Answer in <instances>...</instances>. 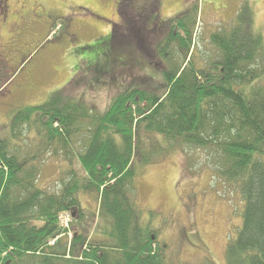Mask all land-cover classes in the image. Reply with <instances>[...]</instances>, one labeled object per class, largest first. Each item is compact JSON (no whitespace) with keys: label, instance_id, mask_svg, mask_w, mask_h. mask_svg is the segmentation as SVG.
Returning <instances> with one entry per match:
<instances>
[{"label":"trees","instance_id":"obj_1","mask_svg":"<svg viewBox=\"0 0 264 264\" xmlns=\"http://www.w3.org/2000/svg\"><path fill=\"white\" fill-rule=\"evenodd\" d=\"M137 2L119 0L117 14ZM151 4L158 8L157 0ZM240 6L236 22L211 32L217 56L202 67L190 57L197 16L188 21L180 13L156 51L145 43L151 58L161 54L173 64L155 63L165 78L159 87H128L101 112L61 89L14 118V135L34 125L48 138L49 158L75 157L79 169L71 166L57 189L39 187L25 158L0 139V264H191L167 260L152 228L140 223L131 197L135 159L154 162L143 151L156 150L160 141L203 150L204 165L239 196L241 222L236 235L227 238L225 264H264V39L250 11ZM119 30L114 41L125 44ZM125 46L133 58L128 67L134 68L138 50ZM80 191L97 199L88 227L78 223L85 218ZM62 212L73 214L70 229L79 225L70 239L58 220ZM206 260L198 264H215Z\"/></svg>","mask_w":264,"mask_h":264},{"label":"rangeland","instance_id":"obj_2","mask_svg":"<svg viewBox=\"0 0 264 264\" xmlns=\"http://www.w3.org/2000/svg\"><path fill=\"white\" fill-rule=\"evenodd\" d=\"M26 1L37 2L36 16L41 23L23 58L0 75V139L8 140L18 158H25L39 187L52 190L59 188L60 177H55L45 163L50 150L44 148L47 136L34 125L14 135L11 131L14 118L24 116L23 111L30 106L43 105L50 94L61 89H65L66 94L75 92L74 101H83L85 106L101 112L112 98L128 87L155 88L165 82L155 62L166 68L173 64H169L167 56L159 54L151 58L144 51L134 59L135 67H128L133 58L125 44L112 42L111 26L117 21L118 0ZM157 1L156 25L159 27L147 38L149 45L156 51L157 42H162L174 28L172 21L180 13H185L188 21L197 16L190 46V57L196 67L216 58L217 49L209 36L236 22L241 4L250 11L249 18L254 19V27L264 39V0ZM115 28L114 31L122 32L119 26ZM124 32L128 31L124 28ZM131 45L135 46L130 42L127 47ZM10 76L15 78L3 87L2 83ZM142 78L146 79L142 81ZM36 115L32 113L30 121H34ZM148 141L144 136L143 142ZM75 143L77 148L78 141ZM159 143L156 150L150 147L143 151L144 155L155 158L154 162L142 164L135 159L133 164L131 197L139 209L140 223L152 228L168 261L198 264L208 259L206 261L225 264L227 238L236 235L241 222L239 196H233L218 175L204 165L207 159L203 150ZM78 196L85 216L78 223L88 227L97 210L96 195L80 191ZM74 216L77 217V213ZM78 227V224H72L71 229L68 227V239ZM62 263L71 264L65 260Z\"/></svg>","mask_w":264,"mask_h":264},{"label":"flooded vegetation","instance_id":"obj_3","mask_svg":"<svg viewBox=\"0 0 264 264\" xmlns=\"http://www.w3.org/2000/svg\"><path fill=\"white\" fill-rule=\"evenodd\" d=\"M152 0H138L128 7V11L117 14L119 0L116 3L117 21L112 23V42L114 41L115 27L121 26L129 32L123 35L128 46L134 43V49L139 55L147 50L146 37H152L157 23L156 6L152 8ZM37 2L26 0H0V75L9 70L18 60L23 58L32 41L36 38V28L41 23L38 18ZM155 11V12H154ZM154 15V16H153ZM122 21V25L120 22ZM132 35V36H130ZM144 48H143V47ZM156 63V62H155ZM160 63V62H159ZM3 71V72H2Z\"/></svg>","mask_w":264,"mask_h":264},{"label":"crops","instance_id":"obj_4","mask_svg":"<svg viewBox=\"0 0 264 264\" xmlns=\"http://www.w3.org/2000/svg\"><path fill=\"white\" fill-rule=\"evenodd\" d=\"M254 20V19H253ZM254 26V23H253ZM13 78L6 79L4 83V87L8 84V81ZM45 163L49 164L50 169L55 174V177H61L63 174H67L71 170V166L73 170L79 169V164L76 163L75 157L72 160H67L65 154L59 155V157H50L48 158ZM44 168H42L43 170Z\"/></svg>","mask_w":264,"mask_h":264},{"label":"built area","instance_id":"obj_5","mask_svg":"<svg viewBox=\"0 0 264 264\" xmlns=\"http://www.w3.org/2000/svg\"><path fill=\"white\" fill-rule=\"evenodd\" d=\"M60 222L63 226L67 227L69 222V217L67 215H61L60 216ZM53 241H51L52 243Z\"/></svg>","mask_w":264,"mask_h":264}]
</instances>
